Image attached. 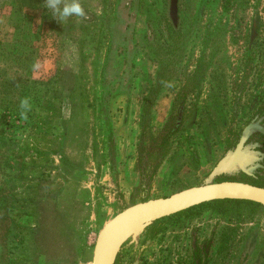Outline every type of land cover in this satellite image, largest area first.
<instances>
[{"label":"rangeland","instance_id":"374dc122","mask_svg":"<svg viewBox=\"0 0 264 264\" xmlns=\"http://www.w3.org/2000/svg\"><path fill=\"white\" fill-rule=\"evenodd\" d=\"M80 2L88 19L73 16L59 23L44 0H0V264H88L98 229L121 208L117 192L126 205L140 200L132 165L123 168L128 178L122 164L123 175L112 178L103 160L110 154L111 128L120 157L129 154L136 104L147 86L160 84L153 58L184 55L190 62L202 49L207 59L198 87L185 85L190 92L183 125L156 169L149 198L198 184L227 148L229 128L238 130L245 118L230 105L244 83L237 63L250 43L252 18L259 19L256 42L264 46V0H180L183 35L166 52L144 38L146 28L153 33L168 28L165 19L161 24L166 0L161 6L158 0ZM197 37L202 40L195 44ZM175 64L161 68L173 77ZM115 75H122V88L112 96ZM233 76L236 89L228 93ZM169 84L158 97L170 95L176 85ZM246 84L243 103L258 82ZM22 98L31 105L27 119L20 115ZM164 98L151 100L153 128L163 118ZM227 206L231 220L264 219L252 215L246 203ZM172 229L169 224L164 239L153 241L141 264L160 258L158 248ZM134 255L125 245L116 264H131Z\"/></svg>","mask_w":264,"mask_h":264},{"label":"flooded vegetation","instance_id":"af4514ba","mask_svg":"<svg viewBox=\"0 0 264 264\" xmlns=\"http://www.w3.org/2000/svg\"><path fill=\"white\" fill-rule=\"evenodd\" d=\"M158 2H160L161 6L162 0H158ZM161 17V24H163V19H165V22L169 24L168 28L164 26L156 33L146 28L144 38L149 44L157 43L159 48L166 52L171 40L180 36L182 38L183 35L179 21L180 0H166L165 14ZM258 20L257 17L252 18L247 26L246 34L249 37L247 40L250 43H248L249 46L247 48L244 47L243 55L240 54V57H242L237 63L238 66H241V75L238 79L244 83L240 84L239 82L236 89L233 86V76L230 79L231 84L228 91L230 93V91H235L236 89L235 93H231L234 94L230 107L234 109L235 114H238L239 110H241L239 114L243 112L245 118L241 120L240 124L242 125L239 126L238 130L229 128L227 132V148L224 150V152L226 150L232 151L240 139L241 130L245 126L251 125L253 130L242 144L237 157L250 161L254 167L251 169L246 168L249 171L248 175L239 171L235 175L227 176V179H219L217 181L240 182L256 187H264V85L260 82L264 80V46L263 44L258 46L256 42L258 29H260ZM193 40L194 37L191 41ZM201 40L197 37L195 44ZM203 44V46L206 45L205 43ZM195 49L197 51L199 46H195ZM204 52L205 50L199 49L196 54H191L190 62L189 60H184V55H180L178 59L172 58L170 60L169 55L163 54L159 58L151 60L155 65L153 67L160 70L158 72L159 77H161L159 79L160 84L155 82L154 85L151 86L150 84L147 86L145 95L136 104L135 131L132 140H130L132 150L130 148L128 156H125V158L120 157L118 152L120 147L119 138L118 142H116L113 138L114 132L112 128L106 130L109 136L107 137L109 141L107 143L110 154L107 160H103V164H109L111 177L113 175L119 177L118 175L122 174L120 171L121 164L123 169L125 164L128 163L132 165L133 175L136 172V179H140L138 190L141 197L138 202L126 205L124 204L125 199L122 196V192H117L116 197L121 201L120 210L149 199L147 196L148 190L156 169L164 158V154L168 152L174 136L182 128L183 116L186 112V99H188L187 95L190 92L188 89L193 84L198 87L197 83L201 82L198 76L200 71H202L201 67L204 66V61L207 59L205 57L206 54L203 56ZM173 62L176 63L173 68L177 69V74L172 77V73H168L166 69L161 67ZM114 77V80L109 83V92L112 90V96L119 94L118 91L122 88V75H115ZM251 80L258 82V86L252 92V96H248V102L243 103L247 89L246 82L249 83ZM169 83H175L176 85L171 88L173 90L168 93L170 95L168 97L166 95L158 97V94L165 92V86H170ZM186 84H189L188 89L185 86ZM163 97H165L162 110L163 118L159 125L153 128L151 120H154V116L152 113L153 102L151 100ZM237 157L235 156V158ZM123 174L124 178H128V173L124 169ZM130 177H132V173ZM244 203L251 206L249 210L252 215L260 214L264 216V208L260 205L251 202ZM230 213L231 210L227 203L217 206L211 203H203L156 220L143 230L135 242L129 243L130 239H128L121 245L114 264H116L118 255L125 245L135 249L131 264H135L137 256V264H141V257L149 254L153 247V241L157 238H159V241L164 239L162 236L165 235L164 232L169 224L173 225V229L171 232L169 231L171 234L169 239L173 241L169 240L166 244L163 243L159 246L158 253H161V256H159V259L156 258L151 261V264H264V219L252 218L236 221L230 219Z\"/></svg>","mask_w":264,"mask_h":264},{"label":"water","instance_id":"95a60500","mask_svg":"<svg viewBox=\"0 0 264 264\" xmlns=\"http://www.w3.org/2000/svg\"><path fill=\"white\" fill-rule=\"evenodd\" d=\"M252 130L251 125L245 126L234 149L223 152L214 165L201 174L197 185L165 197L149 198L122 208L105 221L95 236L90 264H114L119 248L128 239H130L129 243L135 242L143 230L154 221L192 206L212 201L233 200L255 203L264 208V187L217 181L227 179V176L235 175L239 171L248 175L249 171L246 168L254 167L250 161L237 157L242 144ZM137 260L138 256L135 264Z\"/></svg>","mask_w":264,"mask_h":264},{"label":"clouds","instance_id":"9594fccd","mask_svg":"<svg viewBox=\"0 0 264 264\" xmlns=\"http://www.w3.org/2000/svg\"><path fill=\"white\" fill-rule=\"evenodd\" d=\"M44 6L49 9L52 16L59 22L64 23L70 17H78L82 20L88 19L80 0H44ZM22 118L27 119V112L31 109L28 98H22L19 105Z\"/></svg>","mask_w":264,"mask_h":264},{"label":"trees","instance_id":"16d2710c","mask_svg":"<svg viewBox=\"0 0 264 264\" xmlns=\"http://www.w3.org/2000/svg\"><path fill=\"white\" fill-rule=\"evenodd\" d=\"M224 3L226 4L227 3V0H223ZM59 82V81H57ZM51 82H49L48 84H50ZM48 84H46L44 87H46ZM42 86V87H43ZM62 86V84H61ZM48 106H49V103H48ZM50 107V106H49ZM245 201H233V200H222V201H212V202H208L207 204H213L214 206L216 205H219V204H225V203H244ZM247 203H250V202H247Z\"/></svg>","mask_w":264,"mask_h":264},{"label":"bare ground","instance_id":"6f19581e","mask_svg":"<svg viewBox=\"0 0 264 264\" xmlns=\"http://www.w3.org/2000/svg\"><path fill=\"white\" fill-rule=\"evenodd\" d=\"M242 162V161H241ZM97 234V233H96ZM91 261V260H90ZM89 264H90V262H89Z\"/></svg>","mask_w":264,"mask_h":264}]
</instances>
